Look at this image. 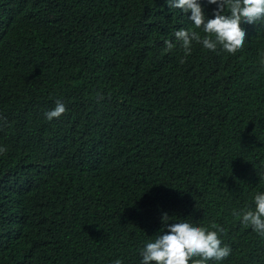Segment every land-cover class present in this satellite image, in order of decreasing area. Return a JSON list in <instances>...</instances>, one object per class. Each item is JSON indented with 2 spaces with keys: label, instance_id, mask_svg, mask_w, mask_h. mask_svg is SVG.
Masks as SVG:
<instances>
[{
  "label": "trees",
  "instance_id": "1",
  "mask_svg": "<svg viewBox=\"0 0 264 264\" xmlns=\"http://www.w3.org/2000/svg\"><path fill=\"white\" fill-rule=\"evenodd\" d=\"M190 14L0 0V264H141L165 212L223 228L231 253L207 264H264V237L233 215L264 193V25L242 23L235 55L193 41L184 59L174 33L204 35Z\"/></svg>",
  "mask_w": 264,
  "mask_h": 264
},
{
  "label": "clouds",
  "instance_id": "2",
  "mask_svg": "<svg viewBox=\"0 0 264 264\" xmlns=\"http://www.w3.org/2000/svg\"><path fill=\"white\" fill-rule=\"evenodd\" d=\"M169 8L180 9L188 14L189 20L195 29H200L204 35L195 30L180 29L174 33L176 40L185 53L184 59L192 52V43L202 44L205 49L216 51L218 46L225 52L235 55L242 50L246 41V31L242 23L264 25V0H207L213 9L214 18H207L204 8L199 0H166ZM165 51L174 49L171 41H164ZM184 59L181 62H184ZM264 68V58L261 60ZM102 98V97H101ZM67 111L66 106L56 101L54 109L45 112L47 120L60 118ZM6 121V118H3ZM7 151L0 147V154ZM255 209L236 211L233 215L242 217L245 227L251 226L252 230L264 237V193H257L254 197ZM170 216L167 212L161 216L162 234L153 242L147 243L141 250V264H207L209 260L222 261L231 253V248L222 246L218 233L224 230L213 224L215 230L205 227L193 226L189 222L168 223ZM167 231H164V229ZM198 258V259H194ZM114 264H122L117 259Z\"/></svg>",
  "mask_w": 264,
  "mask_h": 264
}]
</instances>
